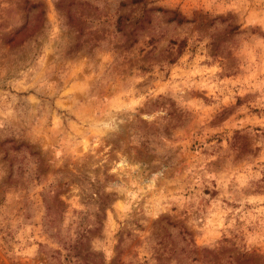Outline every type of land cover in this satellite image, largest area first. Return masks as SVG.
Returning a JSON list of instances; mask_svg holds the SVG:
<instances>
[{"label": "rangeland", "instance_id": "1", "mask_svg": "<svg viewBox=\"0 0 264 264\" xmlns=\"http://www.w3.org/2000/svg\"><path fill=\"white\" fill-rule=\"evenodd\" d=\"M0 264H264V0H0Z\"/></svg>", "mask_w": 264, "mask_h": 264}]
</instances>
